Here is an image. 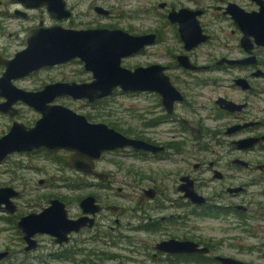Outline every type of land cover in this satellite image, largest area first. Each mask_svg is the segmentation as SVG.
Returning a JSON list of instances; mask_svg holds the SVG:
<instances>
[{"label": "flooded vegetation", "instance_id": "flooded-vegetation-1", "mask_svg": "<svg viewBox=\"0 0 264 264\" xmlns=\"http://www.w3.org/2000/svg\"><path fill=\"white\" fill-rule=\"evenodd\" d=\"M114 1L118 4H113ZM132 1L135 2L134 9ZM260 7L255 0H0V20L5 21L0 22V78L8 73L6 62L28 47V37L34 31L55 27L74 31L122 29L133 35L152 37V44L123 61L133 57L145 58L150 49L151 59L141 60L129 68L164 67L163 73L171 78L183 96L170 114L158 92H123L145 95L146 99L154 100L149 108L141 106L133 135L98 121L104 120L99 115V105L119 89L95 102L75 100L70 95L58 97L53 104H62L58 102L60 99L84 101L91 111L84 114L72 109L86 115L92 123H106L129 137L153 146L149 149L127 147L105 152L95 160V170L101 174H88L75 169L70 161L72 153L67 150L15 152L0 162V165L5 164L14 156H42L58 164L61 174L69 168L76 174L90 177L83 185L106 191L104 197L97 193L77 197L78 183L67 178L63 180L64 185H56L57 189H64V193L61 191L51 196L40 211L20 216L21 219L31 213H40L57 199L64 202L70 218L79 219L85 215L81 202L86 197H95L101 209L95 214L88 213L89 218L94 219L93 224L72 232L63 244L55 242L60 247L59 258L74 261L77 255L87 252L90 257L80 263H93L92 256L103 258L106 255L101 245L121 247L124 241H136V238L125 234L127 230H133L153 238H140V249L132 250L141 252L144 257L171 264H223L221 258L253 264L239 257L246 253L244 247L233 252V231L264 241V105L260 104L264 101V46H256L253 55L243 47V31L232 11L241 8L252 12ZM189 11H200L197 18L203 33L208 35L207 41L191 50L186 49L181 31V26L188 24L187 17L192 15ZM136 20L143 23L137 26L133 24ZM227 29H230L233 40L224 44L225 52L219 56L208 54L206 61L200 62L199 50L205 44L219 40L216 33ZM183 56H188L191 63L201 69H187L180 65ZM76 61L83 63L76 58L66 63L47 65L12 79V83L24 91L38 93L50 84L92 81L93 74L85 69L84 63V70L90 75L88 78L81 76L78 80L76 74L71 78L74 72L64 71L63 68ZM56 71L60 78L49 76ZM205 73L222 74L224 78L200 80L198 76ZM41 74L45 75L44 79H38ZM240 79H245V84L238 82ZM194 83L211 84L218 88L213 106H196L190 100L189 87ZM2 88L5 91L0 92V105L7 104L13 94L12 84L9 83L7 88L2 85ZM203 108L208 109L210 114L201 116ZM102 110L101 115L104 113ZM12 112H16L14 116L0 111V116L7 118L11 124L0 137L8 133L15 122L32 127L41 117L40 112L22 101L14 104ZM29 112L33 115L29 116ZM209 120L214 121L215 126H209ZM248 140L255 142L242 143ZM189 142H192V149L188 148ZM211 146L221 149L216 151L220 157L204 163ZM195 148L197 150L193 153ZM109 156L133 158L136 164L128 174H119L124 169V163ZM111 163L117 170L107 166H112ZM168 163L175 169H166ZM223 163L228 168L220 170L218 166ZM126 176L133 180L132 183ZM39 183L44 184L45 180L40 179ZM130 187L135 195L134 208L119 202V199L126 198L123 192ZM19 192L21 196L23 192ZM74 204L80 209L77 214L72 212ZM16 207L15 213L17 204ZM129 210L133 213L129 214ZM125 216L131 219L128 224L124 222ZM37 235L41 234L35 235L37 248L27 251L22 233L27 253L40 247ZM172 239L188 243L187 251L168 253L158 249V244ZM246 249L251 253L254 247L247 246Z\"/></svg>", "mask_w": 264, "mask_h": 264}, {"label": "water", "instance_id": "water-1", "mask_svg": "<svg viewBox=\"0 0 264 264\" xmlns=\"http://www.w3.org/2000/svg\"><path fill=\"white\" fill-rule=\"evenodd\" d=\"M255 1L261 5L258 11L246 12L241 8L232 11L236 23L243 31V47L252 55L256 46H264V0ZM189 12L192 15L187 17L188 24H181L187 50L208 40L197 18L200 11ZM151 38L150 35H133L122 29L74 31L55 27L31 33L28 47L5 64L8 73L6 77L0 78V92L5 91L2 85L7 88L10 83L13 94L7 104L0 105V111L14 116V104L22 101L40 112L41 117L32 127L15 122L9 132L0 137V162L15 152L67 150L72 153L70 161L75 169L88 174H101L95 170V160L105 152L127 147L152 148L106 123H92L86 115L66 105L53 104L58 97L65 95L75 100L95 102L111 96L117 89L122 92L153 91L162 96L171 114L175 103L183 100V96L171 78L163 73L165 68L151 65L131 69L123 65V59L152 44ZM76 58L84 63L87 71L92 72V81L50 84L38 93L24 91L12 83V79L41 67L66 63ZM180 65L187 69H201L191 63L188 56L181 57ZM238 82L245 84L246 80L240 79ZM246 142L252 144L255 140L242 141ZM20 194L13 187H0V210L15 213L17 207L14 199ZM81 206L85 215L79 219L70 218L64 202L57 199L42 212L22 217L19 228L27 242L25 249L30 251L37 248L35 235L38 233L49 234L55 238L56 243L63 244L69 240L72 232L91 226L94 219L89 218L88 213L95 214L101 207L93 196L86 197ZM187 244L172 239L158 244V249L168 253L184 252L187 251ZM8 254V251L0 252V264ZM221 260L223 264H247L234 258Z\"/></svg>", "mask_w": 264, "mask_h": 264}, {"label": "rangeland", "instance_id": "rangeland-1", "mask_svg": "<svg viewBox=\"0 0 264 264\" xmlns=\"http://www.w3.org/2000/svg\"><path fill=\"white\" fill-rule=\"evenodd\" d=\"M131 3L132 8L134 9L135 2L132 1ZM113 4L117 5L118 1H114ZM212 20L213 18L210 19V21ZM2 21L4 20H0V22ZM145 22H147V20ZM141 23H143V21L136 20L133 22V24H136L137 26H139ZM5 25L11 26L10 24ZM216 35L218 36L220 41L217 40L205 44L199 50L201 54L200 62L206 61L207 57H209L208 54L212 56H219L220 54L222 55L225 52L224 44H226L227 42L230 43V41L233 40L231 38L230 29H227L223 32H217ZM218 41L221 43V45H219ZM151 52L152 51L150 49L145 58L133 57L128 60H124L123 64L127 67H131L141 60L146 61V59H151L149 55ZM262 54L264 56V51L262 52ZM63 69L64 71L74 72V75L71 78H74L76 75L78 80L81 76H84L86 78L90 77L88 72L84 70L83 63L81 64L79 61H76L74 64H71L70 66ZM58 73L59 72L52 73L49 76L60 78L58 76ZM49 76L47 78H49ZM219 76H222L224 78L222 74L218 73H205L199 75L198 77L200 80L212 81L214 77ZM44 78L45 75L41 74V77H39L38 79ZM259 82L261 81L259 80ZM262 86L264 87V80ZM217 92L218 88L212 87L211 84L194 83V85H191L189 87V94L191 96L190 100L194 102L196 106H200L202 104H206V107L213 106V98L217 94ZM153 101V99H146L145 95L140 96L135 93H123L122 91L118 90L111 97L107 98L103 103L99 105L98 112L100 117H103L104 120L99 119L98 121H104L110 125H113L122 132L133 135V133H135L136 125L139 121L138 114L141 112V106L149 108V106L153 104ZM58 102L65 104L84 114L91 111V109L86 105L84 101L60 99ZM260 104L264 105V101H261ZM103 106L105 107V109L102 110ZM101 110L104 112L103 115H101ZM207 113L210 114V112H208V109L203 108L200 114L201 116H204ZM30 115H33V113L29 112V116ZM208 124L211 127L215 126L214 121L211 120L208 121ZM10 125V121L7 118L0 116V135H2L3 131H7ZM171 135L172 134H170L169 136L171 137ZM191 143L192 142H189V149H192ZM196 150L197 149L195 148L193 150V153H195ZM219 150L221 149L216 146H211L208 150V153L206 154V161H204V163H208L210 160H217L220 157V153H216V151ZM109 158L124 163V169L119 174H128V171L133 170L136 164L133 158L122 159L118 156H109ZM107 166L109 168L117 170V167L114 165ZM57 167L58 164H55L42 156H34L31 158L14 156L5 164L3 163L0 165V185L11 186L23 192L21 196L17 197L14 200L18 206V210L16 213L10 214L8 212L0 211V252H9V256L5 258L1 262V264H85L80 262L83 259H88V257H90L87 252H83L85 254L77 255L74 261H68L59 258L60 247L55 243L53 236L49 234H41L36 236L40 244L38 250L30 253H27L24 250L26 242L24 241L22 233L18 227L20 216L30 212L40 211L47 205L48 199H50L51 196L57 195L61 191L64 193V189L60 190L56 188V185H64V179L66 180L68 178V181L78 183L79 189L77 190V197H80L82 195L84 196L89 193H97L104 197L106 194V191L100 190L99 188H93L88 185H83V183H85L84 181H88L90 177L87 178L83 175L76 174L69 168H65V170H63L64 174H61L62 171H59ZM165 168L169 170L175 169V167L170 163H168ZM218 168L220 170H225L228 168V166L223 163L220 164ZM40 179L45 180V183L40 184ZM127 180L130 183H132L133 181L129 177H127ZM123 194L126 196V198L119 199V202H122L121 204L128 208H134L135 201L133 198L135 197V195L132 191V187L126 188ZM79 210L80 209L76 204L72 205V212L74 214H77ZM129 211L130 214L132 211ZM129 220L131 219H129L128 216H125L124 222L126 224L130 222ZM131 224H135V221H131ZM125 234L131 236L132 238H136V241H124L121 247L101 245L103 248L102 250L106 253V255L103 258H96L97 256H92L91 260L93 263L90 264H171L165 260H155L150 257H144L139 251L132 252V250L135 251L138 248L140 249V238L152 240V237L136 233L133 230H127ZM233 238V252L237 251V249L241 250L242 247H244V250L246 251L245 254L239 256L241 259L253 264H264V241L255 236L249 237L247 235L239 234L235 231H233ZM247 246H253V252L249 253L250 250L246 249ZM80 247L84 246L81 245Z\"/></svg>", "mask_w": 264, "mask_h": 264}]
</instances>
